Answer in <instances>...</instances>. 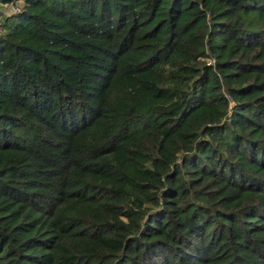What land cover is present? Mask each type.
<instances>
[{
  "label": "trees",
  "instance_id": "trees-1",
  "mask_svg": "<svg viewBox=\"0 0 264 264\" xmlns=\"http://www.w3.org/2000/svg\"><path fill=\"white\" fill-rule=\"evenodd\" d=\"M0 264H264V0L6 15Z\"/></svg>",
  "mask_w": 264,
  "mask_h": 264
},
{
  "label": "built area",
  "instance_id": "built-area-1",
  "mask_svg": "<svg viewBox=\"0 0 264 264\" xmlns=\"http://www.w3.org/2000/svg\"><path fill=\"white\" fill-rule=\"evenodd\" d=\"M26 0H12L7 6H0V36L4 32V18L6 15L20 12Z\"/></svg>",
  "mask_w": 264,
  "mask_h": 264
},
{
  "label": "water",
  "instance_id": "water-1",
  "mask_svg": "<svg viewBox=\"0 0 264 264\" xmlns=\"http://www.w3.org/2000/svg\"><path fill=\"white\" fill-rule=\"evenodd\" d=\"M12 0H0V6H7Z\"/></svg>",
  "mask_w": 264,
  "mask_h": 264
}]
</instances>
